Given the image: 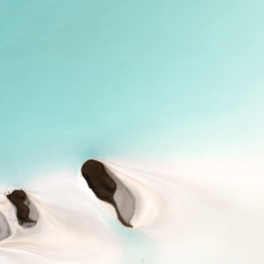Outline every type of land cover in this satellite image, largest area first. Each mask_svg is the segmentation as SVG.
<instances>
[{
    "label": "snow or ice",
    "instance_id": "1",
    "mask_svg": "<svg viewBox=\"0 0 264 264\" xmlns=\"http://www.w3.org/2000/svg\"><path fill=\"white\" fill-rule=\"evenodd\" d=\"M49 7L0 38L22 93L0 106V205L22 189L40 213L0 264H264V0L145 22ZM96 163L136 193L131 227Z\"/></svg>",
    "mask_w": 264,
    "mask_h": 264
},
{
    "label": "water",
    "instance_id": "2",
    "mask_svg": "<svg viewBox=\"0 0 264 264\" xmlns=\"http://www.w3.org/2000/svg\"><path fill=\"white\" fill-rule=\"evenodd\" d=\"M241 2L243 0H0V38L3 37L5 31L10 33L16 23L33 10V6L39 5L55 6L47 8L46 10L49 12L62 14L75 13L80 16H84L89 12L88 5H104L105 7L96 9L98 17L112 15L119 18L123 15L132 21L145 22L189 18L197 14L198 10L183 7L185 5ZM163 30L164 26L161 25L157 29V34ZM9 50L10 52L12 51L11 45ZM96 71L107 73L109 68L105 65L99 67ZM3 72L4 68L0 65V73ZM18 78V70L14 69L11 65L7 68L6 88L3 87L5 83L4 79L0 77V106L6 104L9 115L15 111L22 95L21 89L12 85V82ZM17 190L6 194V196L11 197Z\"/></svg>",
    "mask_w": 264,
    "mask_h": 264
},
{
    "label": "bare ground",
    "instance_id": "3",
    "mask_svg": "<svg viewBox=\"0 0 264 264\" xmlns=\"http://www.w3.org/2000/svg\"><path fill=\"white\" fill-rule=\"evenodd\" d=\"M108 170L110 174H112V176H114V178L117 180V183L119 185V191L116 199L120 207L119 212L117 211L118 208L116 209L117 216L120 219V222L124 224V226H132L131 221L135 216L138 207V198L136 196V193L128 185H126L123 181L116 177L110 169ZM27 196H29V194ZM7 197L8 196H6V198ZM28 198V201H30V204H32L33 220H30L24 225H21L23 222H20L19 219L16 218V208L14 209L13 204L10 201L11 199L9 200L10 202L7 200L11 204V208L0 205V242L6 241L10 237H13L17 234L14 227L15 224H19L20 227L28 229L34 228L36 224L39 223V209L36 207V204L32 200V198L30 196Z\"/></svg>",
    "mask_w": 264,
    "mask_h": 264
},
{
    "label": "rangeland",
    "instance_id": "4",
    "mask_svg": "<svg viewBox=\"0 0 264 264\" xmlns=\"http://www.w3.org/2000/svg\"><path fill=\"white\" fill-rule=\"evenodd\" d=\"M84 173L86 179L89 181V186L97 197L112 204L116 209L118 208L117 211L119 212L120 206L116 199L119 185L114 176L110 174L108 168L100 163H96L91 168H85ZM27 195V192L17 190V192H14L11 197L6 198L8 201L11 199L10 201L13 204L14 209L16 208V218L19 219L20 222H23L21 225L33 220L32 204L28 201L29 196Z\"/></svg>",
    "mask_w": 264,
    "mask_h": 264
}]
</instances>
